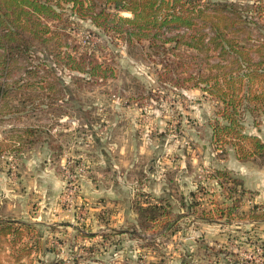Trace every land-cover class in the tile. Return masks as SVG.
<instances>
[{
  "label": "rangeland",
  "instance_id": "374dc122",
  "mask_svg": "<svg viewBox=\"0 0 264 264\" xmlns=\"http://www.w3.org/2000/svg\"><path fill=\"white\" fill-rule=\"evenodd\" d=\"M198 4L238 11L241 44L264 43V0ZM93 5L130 16L111 2ZM62 7L48 21L65 33L57 49L35 45L0 74L6 87L33 94L0 101V264H264V217L252 215L264 212V156L241 160L212 143L220 103L195 84L203 55L184 44L192 29L172 23L161 41L131 43ZM75 44L109 67L107 77L54 62ZM242 123L264 142L263 114L245 112ZM138 204H158L170 221L138 227Z\"/></svg>",
  "mask_w": 264,
  "mask_h": 264
},
{
  "label": "trees",
  "instance_id": "16d2710c",
  "mask_svg": "<svg viewBox=\"0 0 264 264\" xmlns=\"http://www.w3.org/2000/svg\"><path fill=\"white\" fill-rule=\"evenodd\" d=\"M196 1L199 3V0H104L106 4L111 2L116 10L130 14L122 16L119 13H109L105 8L96 11L94 0H0V74L7 76L18 61L30 59L27 54L35 45L41 46L44 42L53 41L56 43L54 49H57L64 32L52 28V23L48 21L60 18L57 8L63 9L62 4H68L79 15L89 14L99 28L131 43L133 39L145 38L153 44L156 40L161 41L159 36L164 27L172 23L181 25L187 30L192 29L185 37L184 44L187 47L203 55L204 59L214 57L208 52H213L220 58L219 62L210 64L201 57V62L197 63L200 70L195 82L196 85L204 83L203 90L215 96L220 103L217 112L219 120L216 119L211 129L212 143L221 152L225 151L226 145H230L241 160L263 157L264 142L258 136L243 132L242 116L245 112L264 115V43L254 46L241 44L239 34L247 30V27L238 11L229 12L220 7L208 9L203 5H196ZM197 20L200 22L197 23ZM205 28L209 29V36L204 31ZM179 36L183 37L182 34ZM172 39L170 37L163 41ZM86 48L85 44H75L71 48L73 52H66L65 56L57 52L54 62H62L70 70L87 73L94 80L107 77L109 67L98 61L95 54L88 52ZM79 49L82 52L77 54ZM252 51H256V61L250 54ZM39 59L44 68L46 60ZM203 61L210 69H204ZM34 68L26 69L25 73L34 74ZM6 85L5 81L0 82V101L17 93L20 95L19 101L23 103L33 98L28 90ZM7 106L17 113L26 112L24 106H21L23 109L16 105H5ZM2 108L4 107L0 102V111ZM24 134L25 137L34 135L29 128L24 130ZM2 149L3 144L0 143V150ZM136 210L137 226L141 228L163 226L170 221L163 216L158 204H138ZM252 215L259 219L264 217V212H254Z\"/></svg>",
  "mask_w": 264,
  "mask_h": 264
}]
</instances>
